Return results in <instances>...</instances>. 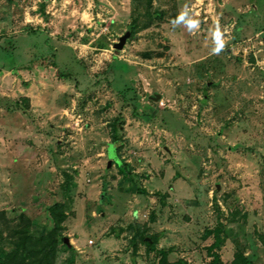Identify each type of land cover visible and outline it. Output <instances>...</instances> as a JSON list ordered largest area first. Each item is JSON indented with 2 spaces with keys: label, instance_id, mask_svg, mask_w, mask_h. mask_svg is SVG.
<instances>
[{
  "label": "rangeland",
  "instance_id": "374dc122",
  "mask_svg": "<svg viewBox=\"0 0 264 264\" xmlns=\"http://www.w3.org/2000/svg\"><path fill=\"white\" fill-rule=\"evenodd\" d=\"M54 205L52 264L264 263V0H0V253Z\"/></svg>",
  "mask_w": 264,
  "mask_h": 264
},
{
  "label": "trees",
  "instance_id": "16d2710c",
  "mask_svg": "<svg viewBox=\"0 0 264 264\" xmlns=\"http://www.w3.org/2000/svg\"><path fill=\"white\" fill-rule=\"evenodd\" d=\"M113 144L120 143V138L115 131V124H114V133L111 139ZM120 147L119 145L114 146V151L118 150ZM58 207L54 205L50 208V219L52 221V228L47 233L46 236L42 237H35L28 233V230H24L19 232L20 233V240L19 242H12L13 249H9L6 252L0 253V264H52L55 255V245L58 242H64L62 238L59 237L57 232V220L55 218V208ZM57 209V208H56ZM219 230H216L218 234ZM231 229L224 231V237L230 236ZM148 237H141V241L145 244H149ZM66 245L69 246V244ZM150 245V244H149ZM162 258L158 262V264H189L187 261L183 259H178L174 262H169L166 257L165 253H161ZM219 260L216 256L210 264H218ZM231 264H260L254 263L249 258L244 256L242 253L237 252L233 255V259ZM264 264V263H262Z\"/></svg>",
  "mask_w": 264,
  "mask_h": 264
},
{
  "label": "water",
  "instance_id": "95a60500",
  "mask_svg": "<svg viewBox=\"0 0 264 264\" xmlns=\"http://www.w3.org/2000/svg\"><path fill=\"white\" fill-rule=\"evenodd\" d=\"M129 36H130V31H128V30L125 31V33L118 38V41L113 44L114 49H116V50L121 49L123 47L126 39Z\"/></svg>",
  "mask_w": 264,
  "mask_h": 264
},
{
  "label": "crops",
  "instance_id": "0c3cea01",
  "mask_svg": "<svg viewBox=\"0 0 264 264\" xmlns=\"http://www.w3.org/2000/svg\"><path fill=\"white\" fill-rule=\"evenodd\" d=\"M157 97H158V95L156 96V98ZM156 98L155 97L154 98L151 97L150 99L155 100ZM111 144H113L112 141H111V143L109 145H111ZM113 145L115 146V144H113Z\"/></svg>",
  "mask_w": 264,
  "mask_h": 264
}]
</instances>
